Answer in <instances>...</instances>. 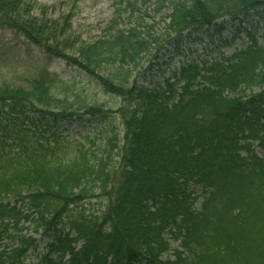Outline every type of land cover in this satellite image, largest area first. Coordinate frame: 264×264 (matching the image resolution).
Masks as SVG:
<instances>
[{
  "label": "trees",
  "instance_id": "obj_1",
  "mask_svg": "<svg viewBox=\"0 0 264 264\" xmlns=\"http://www.w3.org/2000/svg\"><path fill=\"white\" fill-rule=\"evenodd\" d=\"M0 2V25L65 58L105 92L135 101L132 110L118 108V130L110 117L116 112L73 80L0 87V264L29 261L37 247L30 228L48 236L30 264H264V158L240 153L250 152L241 139L264 148V44L250 31L231 55L185 63L165 87L138 86L134 75L148 55L156 59L171 44L179 49L185 31L264 11V0H156L158 12L169 9L163 28L115 26L81 43L77 56L32 36ZM128 3L133 10L136 2ZM6 107L19 111L14 123H4ZM83 114L99 126L81 140L61 132L62 120ZM27 121L35 125L23 129ZM102 131L103 145L93 137ZM192 179L213 189L200 213L191 210ZM170 225L186 229L189 254L163 262Z\"/></svg>",
  "mask_w": 264,
  "mask_h": 264
},
{
  "label": "rangeland",
  "instance_id": "obj_2",
  "mask_svg": "<svg viewBox=\"0 0 264 264\" xmlns=\"http://www.w3.org/2000/svg\"><path fill=\"white\" fill-rule=\"evenodd\" d=\"M1 1L3 5L10 8L6 14L12 12L11 16L19 22L22 21L21 23L24 22L32 36L44 39L43 41L48 42L49 46L66 56H77V47L81 43H92L102 35H110L114 33L115 26V29H130L136 25L142 27L154 25L155 31L160 30L164 25L162 19L169 11L165 8L158 12L156 0H128L136 2L133 10L129 8L130 2L128 3L127 0ZM250 31L259 39V42L264 44V11L256 13L252 10L237 19L224 18L212 24L188 30L180 38L182 41L179 49L171 44L157 61L151 58L152 55L147 56L144 71L137 77L138 86L147 88L163 83L170 72L179 67L183 61L200 62L213 59L220 52L231 54L236 48L249 42ZM154 35L156 36L157 33ZM48 39L53 41L50 42ZM152 63L153 65L149 67ZM138 71L140 69H135L134 75H137ZM41 77H53L59 81L73 80L75 87L83 95L92 101L104 103L114 112L124 105L127 106L126 110H132L134 106V100L117 98L105 92L81 69L69 64L65 58L53 56L43 47L32 43L20 30L7 24L0 25V87L29 88L36 79ZM6 108L5 116L10 124L14 123L17 118L11 115L16 116L18 111ZM110 115L114 127L123 130L121 114L111 113ZM90 118L85 115L72 118L73 122H64L60 130L71 138L79 139L86 135L87 130L99 126L100 121ZM16 123L21 124V120ZM28 123L30 122L27 121L22 128L35 125ZM104 128L105 124H103V130ZM102 133L103 131L100 135H92L101 145L105 143ZM36 136L42 138L41 134L36 133ZM4 138L1 132L0 142ZM114 159L118 161V157ZM94 203L97 207H102L99 201ZM38 237L41 247L36 252L42 250L46 238L45 234H40ZM33 259H36L35 255L31 258Z\"/></svg>",
  "mask_w": 264,
  "mask_h": 264
}]
</instances>
